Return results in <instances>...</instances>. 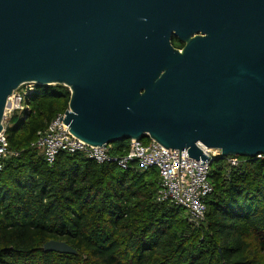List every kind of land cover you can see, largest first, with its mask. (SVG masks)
<instances>
[{"label": "water", "instance_id": "95a60500", "mask_svg": "<svg viewBox=\"0 0 264 264\" xmlns=\"http://www.w3.org/2000/svg\"><path fill=\"white\" fill-rule=\"evenodd\" d=\"M25 82L68 87L58 122L88 145L147 136L200 165L202 147L253 158L264 154V0H0V131ZM42 249L77 253L55 239Z\"/></svg>", "mask_w": 264, "mask_h": 264}, {"label": "trees", "instance_id": "16d2710c", "mask_svg": "<svg viewBox=\"0 0 264 264\" xmlns=\"http://www.w3.org/2000/svg\"><path fill=\"white\" fill-rule=\"evenodd\" d=\"M69 97L62 84L34 83L29 110L8 119L17 154L0 172V264H264V159L228 168L216 158L205 220L193 227L182 207L157 200L155 168L122 169L63 151L46 162L31 143ZM128 142L112 143L110 153L124 154ZM51 239L77 253L44 251Z\"/></svg>", "mask_w": 264, "mask_h": 264}, {"label": "built area", "instance_id": "2783aa9c", "mask_svg": "<svg viewBox=\"0 0 264 264\" xmlns=\"http://www.w3.org/2000/svg\"><path fill=\"white\" fill-rule=\"evenodd\" d=\"M33 82H25L15 89L8 97L10 106L5 108L3 128L0 131V172L4 162L17 152L9 148L5 128L8 119L14 111L29 110L27 103ZM7 100V101H8ZM68 109V108H67ZM65 113L58 114L45 129L38 131L35 140L31 143L44 155L48 164H53L57 154L81 152L84 156L97 163L115 162L122 169L146 170L155 168L160 178V187L157 191L158 201H167L178 205L185 210L187 221L198 227L205 220L206 198L212 192L209 171L212 162L221 159L228 168L238 167L249 157L222 156L218 149L203 148L209 158L200 165L201 158L194 159L188 156L186 150L165 148L149 138L148 142L142 139H129L128 149L122 155H112L110 147L91 146L70 133L63 119H58ZM254 159H264V154H257Z\"/></svg>", "mask_w": 264, "mask_h": 264}, {"label": "flooded vegetation", "instance_id": "af4514ba", "mask_svg": "<svg viewBox=\"0 0 264 264\" xmlns=\"http://www.w3.org/2000/svg\"><path fill=\"white\" fill-rule=\"evenodd\" d=\"M170 43L176 49H182L186 45V42L184 40L180 39L178 36L174 34L170 36Z\"/></svg>", "mask_w": 264, "mask_h": 264}, {"label": "bare ground", "instance_id": "6f19581e", "mask_svg": "<svg viewBox=\"0 0 264 264\" xmlns=\"http://www.w3.org/2000/svg\"><path fill=\"white\" fill-rule=\"evenodd\" d=\"M10 106V100H8V102H7V107H9Z\"/></svg>", "mask_w": 264, "mask_h": 264}]
</instances>
